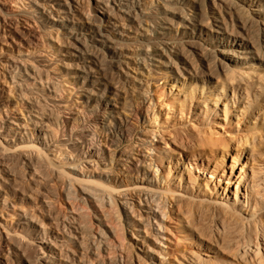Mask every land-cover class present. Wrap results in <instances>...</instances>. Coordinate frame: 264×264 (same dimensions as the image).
<instances>
[{
  "label": "bare ground",
  "instance_id": "1",
  "mask_svg": "<svg viewBox=\"0 0 264 264\" xmlns=\"http://www.w3.org/2000/svg\"><path fill=\"white\" fill-rule=\"evenodd\" d=\"M43 1L50 12L32 0L34 8L21 16L40 12L39 22L64 35L69 51L53 67L74 81L84 111L77 115L80 131L101 126L129 139L110 155H119L112 161L127 184H102L93 167L73 180L88 198L118 203L127 221L143 215L131 227L141 237L135 245L143 264H264V0H88L95 15L83 17L84 28L73 23L74 0ZM21 68L49 107L59 92L39 89L56 86L54 80L62 85L54 68ZM114 74L122 81L114 83ZM19 91L28 97L26 87ZM106 95L113 104L100 114L96 107ZM59 106L52 111L58 114ZM136 108L143 113L136 129L121 131L127 117L137 122ZM26 124L18 130L23 140L1 128L0 155L57 170L59 158L83 157L79 133L61 145L44 143L41 151L27 138ZM134 199L136 207H128ZM149 231L154 245L161 248L165 233L179 252L170 256L162 248L157 261L141 236Z\"/></svg>",
  "mask_w": 264,
  "mask_h": 264
},
{
  "label": "rangeland",
  "instance_id": "2",
  "mask_svg": "<svg viewBox=\"0 0 264 264\" xmlns=\"http://www.w3.org/2000/svg\"><path fill=\"white\" fill-rule=\"evenodd\" d=\"M34 1L50 12L43 0ZM31 2L0 0V7L6 10L5 19L0 20V134H4L2 127L9 126V134L23 140V133L19 135L18 130L27 123V138L42 151V144L44 146L45 143L47 147L61 145L68 141L70 134L76 136L74 132H77L80 134L77 138L82 141L83 157L78 154L81 156L78 159L59 158L62 167L57 170L47 163L42 166L29 165L26 161L16 162L0 155V264H143L135 245L141 237L137 238V230H131L143 215L127 221L118 203L113 206L104 198L101 201L93 196L88 198L84 187L73 180L82 179L84 170L93 167L95 180L112 188L123 185L118 165L113 163L119 155L116 151L113 157L110 158V155L129 139H125L119 130L103 132L101 126L80 131L82 127L77 115L84 111L79 95H73L76 92L75 85H72L74 81L65 77L59 65L53 67L60 59L59 55L69 51L65 46V37L59 30L52 31L48 25L39 22L40 12L34 18L21 16L34 8ZM74 3L73 23L84 28L87 23L83 17L95 15L92 3L88 0H74ZM58 16L61 17L52 11L53 18ZM30 40L31 43H28ZM29 63L31 66L45 65L49 70L54 68L55 72L52 73L55 76L52 77L59 78L57 80L62 84L54 80L56 86L44 83L39 89L45 94L50 88H56L59 92L56 98L47 101L49 107H44V102L38 99L40 86L32 88L26 85H33V82L28 81L21 67L28 68ZM68 70L67 73H72ZM28 73H31L29 69ZM111 80L117 83L122 78L114 74ZM18 85L27 88L28 97L25 99L23 95L20 98L21 88ZM108 98L106 95L103 103L98 101L96 108L100 114L104 106L113 104ZM26 102L35 104V107H28ZM132 103L140 107L137 97L132 99ZM53 104L60 105L58 114L52 111ZM22 105L24 108H21ZM136 109L137 122L134 117H127V124L121 131L136 129V123L143 116L142 111ZM47 117H51V121L47 122ZM33 122L48 123L49 129L35 127ZM52 151L45 150L51 159L54 158ZM33 162L36 163L35 160ZM128 204V207L134 208L136 200ZM14 235L23 243H15ZM144 235L157 261L162 248L170 256L180 250L165 233L158 236L161 248L154 245L150 231L141 234L142 237ZM42 258L43 261H40Z\"/></svg>",
  "mask_w": 264,
  "mask_h": 264
}]
</instances>
